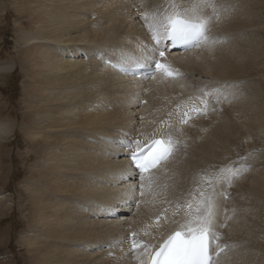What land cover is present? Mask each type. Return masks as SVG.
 Instances as JSON below:
<instances>
[{"label": "bare ground", "instance_id": "bare-ground-1", "mask_svg": "<svg viewBox=\"0 0 264 264\" xmlns=\"http://www.w3.org/2000/svg\"><path fill=\"white\" fill-rule=\"evenodd\" d=\"M13 1L26 23L17 34L19 67L33 98L22 128L33 149L25 186L32 264H139L142 248L131 250V233L155 250L185 222L182 206L211 192L201 178L225 166L246 170L215 187L214 218L226 225L216 229L227 245L219 264H264V85L252 77L264 24L256 0H215L216 12L205 10L207 35L218 43L183 53L162 45L161 58L179 72L168 78L121 74L103 58H141L153 43L141 16L163 12L169 0ZM213 89L220 94L203 96ZM198 97L209 101L205 113L191 111L204 107ZM13 124L0 120V140ZM168 136L176 149L144 173L141 196L140 173L118 142ZM241 141L250 154L228 160Z\"/></svg>", "mask_w": 264, "mask_h": 264}, {"label": "snow or ice", "instance_id": "snow-or-ice-1", "mask_svg": "<svg viewBox=\"0 0 264 264\" xmlns=\"http://www.w3.org/2000/svg\"><path fill=\"white\" fill-rule=\"evenodd\" d=\"M207 9H212L213 13L216 12L215 0H191L190 6L183 9L175 0H169L168 7L163 12L143 13L141 18L151 35L152 45H144L141 58L122 54L120 64L113 65V67L118 66L121 71L132 72L135 68L145 67V64L141 63V59H143L147 62L148 67L154 63L156 71L165 78L178 76L179 72L176 69L155 59L156 53L158 52L160 57H164L165 52L162 50L164 41H170L173 46H183L186 50L199 47L202 44L218 43L219 41L210 39L207 35L208 26L212 20V16L205 15ZM216 18L219 17L216 16ZM163 47L166 48L167 45H163ZM213 94L218 96L220 89L203 92L205 98ZM197 99H200V104L204 107H193L191 111L197 114L205 113L209 101L199 97ZM188 115V112L184 113V118L180 121L181 124L187 123ZM118 143L120 147L129 150L132 164L136 169H139L141 196L144 195V173L150 172L161 162L167 160L177 146V142L171 136L164 139H152L143 146L139 140H121ZM244 170L246 169L243 167L225 166L209 177H202V181H207V187L211 189V192L201 190L199 200L193 197L194 202L189 201L182 206L186 210L185 222L180 224L178 229L155 250L151 245L143 244L135 239L137 233H131V250L136 251L142 248V252L137 256L139 264H219V256L225 251L227 245L222 246L219 243L221 236L216 229L217 227H226V225H217L215 221L213 194L217 184L227 183L230 186L232 178ZM130 174L135 175V172ZM121 179H123V174ZM213 248L216 259L213 258Z\"/></svg>", "mask_w": 264, "mask_h": 264}, {"label": "rangeland", "instance_id": "rangeland-1", "mask_svg": "<svg viewBox=\"0 0 264 264\" xmlns=\"http://www.w3.org/2000/svg\"><path fill=\"white\" fill-rule=\"evenodd\" d=\"M255 8L257 20L263 25L264 0H256ZM18 12L13 0H0V65L4 66V70H0V120L13 122L15 127L10 136L0 140V264H32L31 251L27 245L31 217L25 207L28 198L25 186L29 181V167L33 163L28 158L33 155V149L32 138L26 136L22 128L31 122L29 113L32 108L28 104L33 98L31 81L19 67L23 48L18 42L17 34L19 27L26 23H22ZM262 33L261 47L255 50L259 55V66L254 64L251 67L260 69L259 74L253 72L252 77L254 80H262L264 85V32ZM10 62L15 65H9ZM213 99L210 100L214 103L218 100ZM232 147L228 155L230 161H243L245 155L251 152L243 141Z\"/></svg>", "mask_w": 264, "mask_h": 264}]
</instances>
